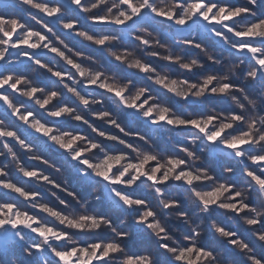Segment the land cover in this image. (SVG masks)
<instances>
[{
	"label": "clouds",
	"instance_id": "1",
	"mask_svg": "<svg viewBox=\"0 0 264 264\" xmlns=\"http://www.w3.org/2000/svg\"><path fill=\"white\" fill-rule=\"evenodd\" d=\"M0 264H264V0H0Z\"/></svg>",
	"mask_w": 264,
	"mask_h": 264
},
{
	"label": "trees",
	"instance_id": "2",
	"mask_svg": "<svg viewBox=\"0 0 264 264\" xmlns=\"http://www.w3.org/2000/svg\"><path fill=\"white\" fill-rule=\"evenodd\" d=\"M214 170L219 171L218 166H214ZM208 242H209V241H208V238L205 237V243H208ZM130 243H131V246H132L133 248H136V244H135L134 242H130Z\"/></svg>",
	"mask_w": 264,
	"mask_h": 264
}]
</instances>
